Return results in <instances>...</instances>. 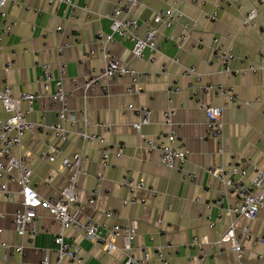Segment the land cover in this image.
<instances>
[{
  "label": "crops",
  "instance_id": "1",
  "mask_svg": "<svg viewBox=\"0 0 264 264\" xmlns=\"http://www.w3.org/2000/svg\"><path fill=\"white\" fill-rule=\"evenodd\" d=\"M71 1L76 6L72 16L66 4H49L46 0H20L18 6L0 10V86L6 82L14 96L42 94L41 66L48 64L68 94V108L86 110V131L103 140V144L82 142L71 133L60 144L50 132L39 128L26 133L13 155H21L32 170L31 182L38 194L43 198L57 197L67 179L59 156L54 162L41 159L47 143L67 156L82 152L86 160L81 169L86 175L77 178L75 219L80 223L89 219L101 223L106 212H114L116 218L110 222L136 229L130 254L137 260L148 255L143 264H160L156 251H162L170 264H264V244L254 241L264 235V212L251 221L231 214L234 194L209 173L212 168L237 165L247 170L246 180H250L253 167L264 171V0H179L175 5L168 0H141L131 12L141 37L145 35V23L151 22L157 11L171 9L180 13L171 29L159 28L160 52L146 51L138 59L130 53L129 42L116 39L105 49L140 73L138 85L133 86L130 78L124 77L102 80L88 88L84 85L86 79L104 66L98 37L110 33L109 16L118 3L126 0ZM253 9L257 12L253 24L244 25V18ZM7 24H15L8 34L2 30ZM216 44L231 50L235 57L228 63L231 70L252 65L259 71L237 76L227 73L213 59ZM59 46L63 48L60 56ZM7 63L10 69L4 72ZM190 68L201 78L187 76ZM132 86L139 92L128 93ZM208 87L213 89L205 90ZM171 88L178 92H170ZM52 91L50 84L49 93ZM232 97L234 103L230 102ZM195 98L223 108L218 140L207 137L205 115L196 107ZM130 105L151 111L149 123L139 130L133 125L139 122L140 115L130 110ZM58 107L51 97H44L33 105L28 119L50 126L56 121ZM168 110L173 111L169 127L165 125ZM4 117L0 110V118ZM167 131H173L176 144L188 152L185 170L197 175L194 183L160 165L157 152L146 150L145 140ZM106 146L108 159L103 164ZM127 175L143 182L145 189L130 194L121 185ZM7 186L12 201L0 193V264H55L54 237L59 224L47 211L38 209L34 222L37 234L19 237L14 231L13 214L20 197L14 181H7ZM94 190L98 199L89 204ZM131 197L144 199V204L124 206L122 202ZM231 226L236 234L247 227L251 238L243 242L241 260L228 245L216 244ZM64 236L79 261L66 259L63 264H124L128 258L119 239L114 241L117 250L106 253L104 247H95L81 232L66 230ZM15 248L22 251L12 252Z\"/></svg>",
  "mask_w": 264,
  "mask_h": 264
},
{
  "label": "built area",
  "instance_id": "2",
  "mask_svg": "<svg viewBox=\"0 0 264 264\" xmlns=\"http://www.w3.org/2000/svg\"><path fill=\"white\" fill-rule=\"evenodd\" d=\"M49 4L54 2L64 3L70 9V16L76 9L71 0H46ZM166 1V0H163ZM173 5L179 0H168ZM238 3L240 0H233ZM20 0H0V10L6 6H18ZM141 0H126L125 3H118L113 12L109 16L110 33L108 35H100L98 41L101 43L100 55L104 59V66L99 71H94L85 82V87H91L99 84L102 80L115 81L120 78L128 77L132 81V85H138L140 73L134 69L128 68L126 64L117 60L109 54L105 49L107 44L113 43L116 39L122 42L130 43V53L132 56L141 59L146 51L159 53L160 48L157 44L159 28L171 29L180 17V13L171 9L157 11L151 22H146L145 35H139V26L132 18L131 12L135 6L140 4ZM86 11V8H83ZM256 10H251L243 20L244 25H251L256 17ZM216 17L213 13L212 18ZM15 24L5 25L2 30L10 33ZM1 30V28H0ZM217 43V40H213ZM62 46L57 47L59 56L62 53ZM91 54V52L89 53ZM87 55L85 56V58ZM213 59L222 65L227 73L235 76L245 75L248 72L255 73L259 71L257 68L249 65L244 70L233 71L229 68L228 63L235 60L231 50L221 44H216L213 49ZM10 63L3 67V71L10 69ZM63 67V66H61ZM42 75L40 82L43 84L44 93H21L14 96L12 88L6 82L0 86V110L5 115L0 118V193L4 194L8 201H12V195L8 190L7 181H14L17 186V195L20 202L13 214L14 231L19 237H34L37 229L34 228V222L37 219V210L43 209L47 211L49 216L59 224V231L54 237V245L56 250L55 264H63L68 259L72 262L79 261L77 253L71 250L70 245L65 241V231L73 230L81 232L84 237L95 247H104L106 253H112L117 250L114 241H122V250L128 254V258L124 264H143L148 261V255H144L142 260L134 258L130 252L132 243L136 236V229L130 226H123L119 223H112L110 220L116 218L114 212H106L104 221L97 223L93 220H86L83 223L78 222L74 216V210L78 203L77 178L79 175H86L81 165L86 160L82 152L75 151L70 156L65 155L60 148L52 147L46 144L45 151L41 154V159L54 162L57 156L60 157V167L66 173L67 179L64 188L55 198L41 197L36 188L32 185V170L27 166L21 155H13L14 150H19L22 144V138L26 133L31 132L35 128H39L50 132L56 143H64L69 134L73 133L82 142H97L103 144V140L95 135L89 134L86 128L89 124L86 110L74 111L68 108V94L64 90L62 82L59 78H55L51 67L48 64L41 66ZM264 69V66L261 67ZM64 68H62L63 72ZM161 71L164 72L163 68ZM187 76L196 79L201 78V74L195 69L190 68L185 73ZM50 84H53V91L49 93ZM129 87L128 93H137L138 89ZM213 89V87L205 88ZM219 92L223 89L217 88ZM170 92H178L177 88L169 89ZM44 97L51 99L59 104L56 111V121L50 126L43 123H32L28 118L33 112V105L42 100ZM195 105L202 110L206 119V135L208 138L218 140L222 134V115L223 108L219 106H210L203 103L200 99H194ZM230 102L234 103V97L230 98ZM25 104L26 108L22 109L21 105ZM130 110H134L140 115L138 123L133 128L139 130L142 125L148 124L151 111L147 108H137L128 106ZM173 111L168 110L165 114V125H171V116ZM79 124L83 128L77 127ZM177 137L173 131L160 132L155 135L154 139L145 140V148L149 152H157L159 155V164L169 170L177 171L181 179L190 183H194L197 175L185 170V164L188 158V152L182 145H177ZM108 146L103 149L102 162L106 164L108 159ZM209 173L219 180L226 189L235 196V203L229 208L231 214L237 218H243L247 221L255 220L260 212H264V171L253 167L250 173V180H246L248 176L247 170L230 165L228 167H218L209 169ZM51 180V178H49ZM121 185L133 194L135 190H143L145 186L141 181H135L130 175H127ZM152 195L155 193L148 189ZM224 194L222 193V196ZM98 199V192L92 191L89 204H93ZM125 205H143L144 199L136 200L134 197L124 200ZM264 231V229H263ZM251 240L248 228L244 227L241 234H236L233 227L228 230L216 242L217 245H228L230 250L236 254L238 260H241L243 251V242ZM256 243L264 244V235L254 240ZM194 243L196 239L194 238ZM6 250H10L7 244L1 245ZM21 252V248L12 249V252ZM160 264H170L162 251H156L155 254Z\"/></svg>",
  "mask_w": 264,
  "mask_h": 264
},
{
  "label": "rangeland",
  "instance_id": "3",
  "mask_svg": "<svg viewBox=\"0 0 264 264\" xmlns=\"http://www.w3.org/2000/svg\"><path fill=\"white\" fill-rule=\"evenodd\" d=\"M29 133V132H28Z\"/></svg>",
  "mask_w": 264,
  "mask_h": 264
}]
</instances>
